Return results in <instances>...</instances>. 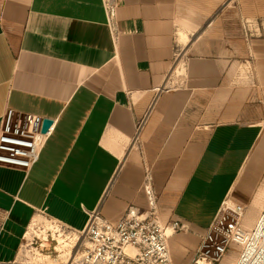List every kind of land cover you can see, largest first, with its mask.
<instances>
[{"label":"crops","instance_id":"crops-1","mask_svg":"<svg viewBox=\"0 0 264 264\" xmlns=\"http://www.w3.org/2000/svg\"><path fill=\"white\" fill-rule=\"evenodd\" d=\"M117 3L113 35L102 0H0V120L54 125L29 172L0 166V264H24L42 213L75 230L146 215V168L160 221L184 225L173 264L226 199L250 221L264 205V0Z\"/></svg>","mask_w":264,"mask_h":264},{"label":"built area","instance_id":"built-area-1","mask_svg":"<svg viewBox=\"0 0 264 264\" xmlns=\"http://www.w3.org/2000/svg\"><path fill=\"white\" fill-rule=\"evenodd\" d=\"M102 3L114 35L117 0ZM245 33L252 34L250 26H245ZM45 120L36 114L6 110L0 120V166L29 172L38 163L54 130L52 124L43 132ZM143 191L149 206L144 216L131 207L118 223H111L99 212L91 213L81 233L77 264H173L168 239L184 225L175 222L164 226L160 221L149 168L145 169ZM246 212V205L226 199L201 237L193 264H222L230 254L235 257L233 264H264V205L249 228L244 224Z\"/></svg>","mask_w":264,"mask_h":264},{"label":"rangeland","instance_id":"rangeland-1","mask_svg":"<svg viewBox=\"0 0 264 264\" xmlns=\"http://www.w3.org/2000/svg\"><path fill=\"white\" fill-rule=\"evenodd\" d=\"M181 68L182 66L178 70ZM39 216L40 218H38L33 229L28 231L30 236L25 239L24 254L21 255L20 261L24 264H77L78 260L73 262V256L78 255L77 257H79L80 245L83 242L81 233L84 229H72L65 223L49 217L46 213ZM254 220L250 221L246 212L244 224L247 228L253 225ZM75 233H78L81 243L74 249L75 244H73L72 239L75 238ZM172 233L171 230L167 232L168 235ZM234 258V255L230 254L222 264H233Z\"/></svg>","mask_w":264,"mask_h":264},{"label":"water","instance_id":"water-1","mask_svg":"<svg viewBox=\"0 0 264 264\" xmlns=\"http://www.w3.org/2000/svg\"><path fill=\"white\" fill-rule=\"evenodd\" d=\"M52 124H53V121H52V120H50V119L45 120V122H44L43 132H44V133L47 132L48 129L50 128V126H51Z\"/></svg>","mask_w":264,"mask_h":264},{"label":"bare ground","instance_id":"bare-ground-1","mask_svg":"<svg viewBox=\"0 0 264 264\" xmlns=\"http://www.w3.org/2000/svg\"><path fill=\"white\" fill-rule=\"evenodd\" d=\"M179 73H181V72H179ZM76 234V233H75ZM77 235H78V233H77ZM78 238H79V240L77 241V243L79 242V244L81 243V239H80V237L78 236ZM77 243L75 244V247H74V249L76 248V247H78L79 246V244L77 245ZM78 255H76V256H73V258H74V260H73V262H76L77 260H78V257H77Z\"/></svg>","mask_w":264,"mask_h":264}]
</instances>
